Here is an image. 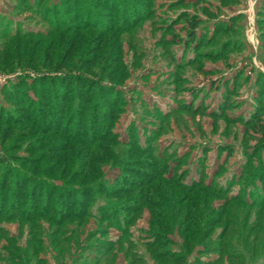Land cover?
Wrapping results in <instances>:
<instances>
[{"label": "rangeland", "instance_id": "1", "mask_svg": "<svg viewBox=\"0 0 264 264\" xmlns=\"http://www.w3.org/2000/svg\"><path fill=\"white\" fill-rule=\"evenodd\" d=\"M0 264H264V0H0Z\"/></svg>", "mask_w": 264, "mask_h": 264}, {"label": "trees", "instance_id": "2", "mask_svg": "<svg viewBox=\"0 0 264 264\" xmlns=\"http://www.w3.org/2000/svg\"><path fill=\"white\" fill-rule=\"evenodd\" d=\"M78 25L80 24V22L78 21V23H77ZM66 26H69V23L68 24H66ZM70 26H74V27H72L71 29L72 30H70V31H74V29H75V24L73 25H70ZM77 27V26H76ZM96 27V26H95ZM66 27H63V29H65ZM57 29V28H56ZM53 31H57V30H53ZM30 36H32V35H27V37L28 38H30ZM78 36L79 35H77V32L76 33H74L71 37H69V38H67L66 36H60L61 38H60V40H59V43L60 44H64V45H66V47H68V50L70 51V52H72L73 50H74V47L76 46V43H75V40L78 38ZM192 36V40H194V36L193 35H191ZM38 38H40V37H38ZM15 40H19L18 42H20V44L21 45H24V43H25V40H26V37H25V34H20V33H18L17 34V36L14 38ZM37 40H39L38 42H37V44L39 45L40 43H41V38L40 39H37ZM36 40V41H37ZM51 45V46H50ZM50 46V47H49ZM54 47V45H53V43L51 42L48 46H47V50L49 49V48H53ZM71 82V81H70ZM69 87V86H68ZM44 95V94H43ZM66 95V97H67V90L66 89H64V87H61L59 90H58V92L56 93V99L55 100H58V99H61V100H66L65 98H64V96ZM58 103V102H57ZM59 104H61V102H59ZM32 105V103H30V106ZM20 189H22V186L20 187ZM20 189H18V191L20 190ZM20 192V194L21 193H24L23 191L21 192V191H19ZM34 195H32V197H33ZM174 209H172L171 211H173ZM193 210H194V208H193ZM199 213V212H198ZM184 216H188V217H190V215H191V213H190V210L189 209H186V210H184V214H183ZM199 218V217H198ZM198 218H196L195 217V215H193V218H191V220H192V222H196L197 224H198V222H199V220H198ZM187 221H188V219H187ZM184 222H186V221H184ZM183 226V233H186V229H187V227L185 226V225H182ZM186 234H188V232L186 233ZM208 235L209 234H207L205 231H204V223H200L199 222V227H198V229L194 232V233H192V242H194L195 241V239H197V238H201V239H206L207 237H208ZM185 237H187V236H185ZM184 240H185V238H184ZM154 243H153V247H154V245H158V243H157V241L156 240H154L153 241ZM185 243H186V241H185ZM183 244H184V242H183ZM192 245H190V247H191ZM152 249V248H151Z\"/></svg>", "mask_w": 264, "mask_h": 264}]
</instances>
